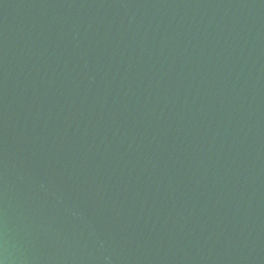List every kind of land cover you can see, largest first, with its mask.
Segmentation results:
<instances>
[{
    "label": "water",
    "instance_id": "1",
    "mask_svg": "<svg viewBox=\"0 0 264 264\" xmlns=\"http://www.w3.org/2000/svg\"><path fill=\"white\" fill-rule=\"evenodd\" d=\"M0 264H264V0H0Z\"/></svg>",
    "mask_w": 264,
    "mask_h": 264
}]
</instances>
